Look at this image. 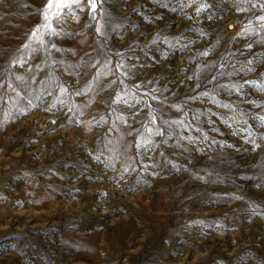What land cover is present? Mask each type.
Segmentation results:
<instances>
[{
	"label": "rangeland",
	"instance_id": "rangeland-1",
	"mask_svg": "<svg viewBox=\"0 0 264 264\" xmlns=\"http://www.w3.org/2000/svg\"><path fill=\"white\" fill-rule=\"evenodd\" d=\"M45 3L0 0V264H264V0H104L22 52Z\"/></svg>",
	"mask_w": 264,
	"mask_h": 264
},
{
	"label": "snow or ice",
	"instance_id": "snow-or-ice-1",
	"mask_svg": "<svg viewBox=\"0 0 264 264\" xmlns=\"http://www.w3.org/2000/svg\"><path fill=\"white\" fill-rule=\"evenodd\" d=\"M104 0H46V3L44 4L43 8L40 10V15L43 19V23L40 24L38 27H36L29 37V42L25 43L23 45L22 52L27 51H35L32 47L33 43H38L41 46L44 45V39L43 36H58L60 32L57 30L56 25H63L69 18L75 19L76 21H79V16L77 15V12H83L85 9H87L90 13V19L96 20L97 15L103 17L104 13L102 11L98 12V9L103 5ZM237 3H250V0H237ZM202 8H206L207 5H202ZM252 7H256L255 4L252 5ZM261 9L264 10V3L261 4ZM200 9H198V12ZM258 20L262 23V26H264V15H261L258 17ZM250 25L245 28V32L249 31ZM96 32L98 34L102 33V28L97 27ZM241 35L243 33H240ZM155 43V41H153ZM51 47L55 48V44H52ZM249 47H251L249 45ZM57 51H60V49H57ZM201 55L207 56V52L201 53ZM26 63V59L24 55H21L20 57H17L15 60L12 61L11 66L15 67L17 65H20L21 67ZM99 63V61H97ZM249 64L252 63V61L248 62ZM95 67V65H93ZM120 67H123V65H120ZM31 70V69H29ZM251 71V69H248ZM100 76V73H97V79ZM17 79H23V77H17ZM115 83V81H113ZM4 85L0 84V88H3ZM243 85H239L238 88H242ZM91 90V84L87 89L84 91H90ZM260 91L264 92V86L260 87ZM67 89L63 86L60 88L61 94H66ZM80 92H77L76 95H80ZM17 95H19L17 93ZM207 95V93H205ZM3 97H0V100H2ZM155 99V98H154ZM63 103V101H60ZM32 101L29 100V104H31ZM117 103H119V98L117 99ZM55 105H53L54 107ZM223 107H231L230 105H223ZM262 126H264V117H261ZM152 123L156 122V117L152 116ZM172 123H182L181 121H173ZM148 133L151 135L156 136H163L164 133L157 128L155 131H153L152 128H147ZM151 135L148 137H143L142 142H138L136 147L139 148H151L152 147V140ZM169 137L173 135V132H168ZM189 140H191V137H188ZM175 167V165H173ZM127 171V169H125Z\"/></svg>",
	"mask_w": 264,
	"mask_h": 264
}]
</instances>
